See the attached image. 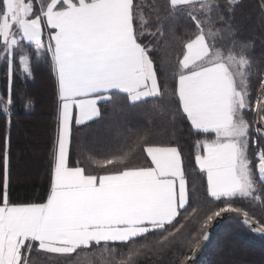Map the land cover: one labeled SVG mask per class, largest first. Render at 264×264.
<instances>
[{
    "label": "snow or ice",
    "instance_id": "obj_1",
    "mask_svg": "<svg viewBox=\"0 0 264 264\" xmlns=\"http://www.w3.org/2000/svg\"><path fill=\"white\" fill-rule=\"evenodd\" d=\"M238 3L0 0V59L10 69L18 65L31 75V56L50 54L58 88L52 179L42 202L11 201L10 146L5 141L0 264H35L33 257L41 252L49 258L62 256L66 264H72L73 255L85 250L107 254L113 264H138L136 257L147 245L131 248L122 261L114 259L116 245L131 247L155 232L163 234L157 244L168 245L183 227L168 230L186 211L190 199L178 146L153 143L150 133L144 132L119 155L70 160L73 124L99 117L100 104L116 94L126 96L132 105L163 99L166 89L157 69L163 71L165 66L154 59L159 49L145 37H163L166 23L178 16L190 22L191 31L173 55V71L165 73V79L170 76L175 83L171 94L177 99V112L198 133L214 134L212 139L197 141L202 151L197 152L195 162L206 174L210 196L229 201L207 215L204 226L221 213L231 212L254 231L264 233V223L230 203L233 199L264 203L256 195L264 190V147L253 137L245 117L255 110V123L264 125V75L253 102L250 49L236 42L231 23ZM225 38L227 47L220 43ZM0 104L10 124L11 79ZM255 132L264 134V128L257 127ZM137 149L150 159L147 166L134 162ZM202 239L206 241L208 234Z\"/></svg>",
    "mask_w": 264,
    "mask_h": 264
},
{
    "label": "trees",
    "instance_id": "obj_2",
    "mask_svg": "<svg viewBox=\"0 0 264 264\" xmlns=\"http://www.w3.org/2000/svg\"><path fill=\"white\" fill-rule=\"evenodd\" d=\"M263 4L264 0H239L231 21L236 42L247 44L250 49L247 55L253 61L254 75L250 81L253 102L260 77L264 75ZM190 31V22L178 16L166 23L163 37H145L146 42L151 41L159 49L154 59L165 66L163 71L159 67L157 69L159 80L166 89L162 100L150 99L146 103L132 105L126 96L116 94L110 101L100 104L102 116L99 120L73 127L71 160L84 159L89 155L98 159L119 155L133 144L138 134L144 132L150 133L153 143L178 146L183 156L189 204L168 230L173 231L180 225L183 227L168 245L157 244L163 235L160 232L137 240L131 247L116 245L115 260H126L131 248L147 245V249L136 257L138 264H178L181 260L186 264L189 260L186 258L193 254L196 245L216 218L204 226L207 215L229 202L217 201L210 196L206 174L200 171L195 162V156L200 151L196 146L197 141L212 139L213 134L198 133L190 121L177 112V99L171 94L175 83L170 76L165 79V73L173 71V55L179 53L181 41L188 38L186 33ZM220 43L224 47L229 45L227 38ZM28 51H33L32 46H28ZM31 59V75L24 73L18 65L10 69L0 59V97L6 98L11 79L14 102L10 124L0 104V188L3 177L2 156L7 139L10 146L9 196L16 203L42 202L46 198L52 179L51 154L57 134L58 88L50 54L31 56ZM172 116H175V120ZM245 117L252 125L253 137L264 147V138L255 132V110L246 112ZM137 152L136 164L149 163L144 152L140 149ZM261 187L264 189V186ZM256 195L264 199V190ZM230 203L264 223V203L245 199H233ZM241 240L260 248L243 246L239 242ZM33 259L35 264H66L64 257L49 258V254L42 252ZM72 264H113V258L85 250L79 255H73ZM196 264H264V236L241 220L228 218L214 233Z\"/></svg>",
    "mask_w": 264,
    "mask_h": 264
},
{
    "label": "water",
    "instance_id": "obj_3",
    "mask_svg": "<svg viewBox=\"0 0 264 264\" xmlns=\"http://www.w3.org/2000/svg\"><path fill=\"white\" fill-rule=\"evenodd\" d=\"M263 6H264V4H263ZM256 121H257V116H256ZM256 126L264 128V125H261L259 123H256ZM260 135L264 138V134H260ZM228 218H237V219L241 220L242 222H244L243 219L241 218V216L236 214V213H231V212L221 213V215L219 217H216L215 220L213 221V223L207 228L205 233L208 234V239L205 241L201 238V240L199 242V247H196L193 254L190 256L191 259H189L186 264H196L197 263L200 256L202 255V253L204 252V250L208 246V244H209L212 236L214 235V233L221 226V224L225 220H227ZM205 233H204V235H205ZM261 234L264 236V233H261Z\"/></svg>",
    "mask_w": 264,
    "mask_h": 264
},
{
    "label": "crops",
    "instance_id": "obj_4",
    "mask_svg": "<svg viewBox=\"0 0 264 264\" xmlns=\"http://www.w3.org/2000/svg\"><path fill=\"white\" fill-rule=\"evenodd\" d=\"M158 79H159V77H158ZM99 107H100V105H99ZM100 110H101V107H100ZM74 116H75V110H74ZM101 116H102V113H101V115L99 116V117H97V118H94L92 121H89V122H86L85 124H83V125H89V124H91V123H93V122H95V121H97V120H99L100 118H101ZM76 124L74 123L73 124V127L75 126ZM73 129H72V141H71V147H70V160H71V149H72V144H73ZM213 138H214V134H213ZM167 145V144H166ZM172 146H175V145H172ZM200 151H202L201 149H200ZM145 155H146V153H145ZM183 157V156H182ZM148 160H149V163H150V159L148 158ZM184 161V160H183ZM149 163H147V164H145L144 166H147ZM184 170H185V168H184ZM185 176H186V173H185ZM186 180H187V177H186ZM187 185H188V181H187Z\"/></svg>",
    "mask_w": 264,
    "mask_h": 264
},
{
    "label": "rangeland",
    "instance_id": "obj_5",
    "mask_svg": "<svg viewBox=\"0 0 264 264\" xmlns=\"http://www.w3.org/2000/svg\"><path fill=\"white\" fill-rule=\"evenodd\" d=\"M31 63H32V59H31ZM32 66V65H31ZM100 140H103L102 138H100ZM98 141V138H97ZM241 243V245L243 246H249L250 248H254V249H259L260 247L258 245H252V244H248L246 241L241 240L239 241Z\"/></svg>",
    "mask_w": 264,
    "mask_h": 264
}]
</instances>
